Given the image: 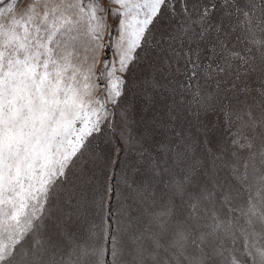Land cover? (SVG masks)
Instances as JSON below:
<instances>
[{
    "label": "snow or ice",
    "instance_id": "1",
    "mask_svg": "<svg viewBox=\"0 0 264 264\" xmlns=\"http://www.w3.org/2000/svg\"><path fill=\"white\" fill-rule=\"evenodd\" d=\"M0 264H264V0H0Z\"/></svg>",
    "mask_w": 264,
    "mask_h": 264
}]
</instances>
